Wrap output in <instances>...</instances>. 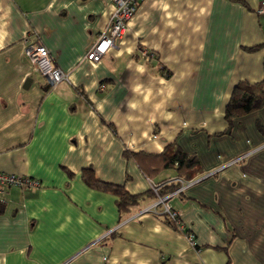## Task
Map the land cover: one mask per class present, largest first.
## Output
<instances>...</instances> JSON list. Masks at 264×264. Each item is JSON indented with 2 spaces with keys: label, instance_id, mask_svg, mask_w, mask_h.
Masks as SVG:
<instances>
[{
  "label": "crops",
  "instance_id": "0c3cea01",
  "mask_svg": "<svg viewBox=\"0 0 264 264\" xmlns=\"http://www.w3.org/2000/svg\"><path fill=\"white\" fill-rule=\"evenodd\" d=\"M113 2L0 0V171L40 184L5 189L0 264H264V106L222 133L234 85L264 87V0H142L91 62ZM37 42L68 81L32 68ZM172 144L203 177L167 200L178 224L148 193ZM84 169L144 195L119 211Z\"/></svg>",
  "mask_w": 264,
  "mask_h": 264
},
{
  "label": "built area",
  "instance_id": "2783aa9c",
  "mask_svg": "<svg viewBox=\"0 0 264 264\" xmlns=\"http://www.w3.org/2000/svg\"><path fill=\"white\" fill-rule=\"evenodd\" d=\"M142 0H114L113 11L110 15L109 21L105 29L100 33L97 40L91 45L85 55V59L91 62H98L108 52V50L115 46V43L123 36L129 19L134 14ZM263 4V3H262ZM263 12L261 6L258 13ZM24 55L29 60L32 68L43 76L49 86H55L61 82L68 81V74L62 71L53 61L48 49L41 43H26L24 49ZM144 57L149 59L151 54L144 53ZM203 178V177H202ZM202 178H196L194 180L184 181L176 177V180L166 181L162 183L152 184L151 190L156 196V201L153 206L161 204L162 214L167 215V218L171 221L179 223L178 210H174L171 204L167 201L173 194L178 193L179 190H174L166 195H160V188L171 182H183V187L192 185L193 183L201 180ZM39 181L27 176L17 175L14 173H4L0 171V203H4L3 193L6 188L15 186L21 189H29L39 186ZM188 239L192 243L193 234H187Z\"/></svg>",
  "mask_w": 264,
  "mask_h": 264
},
{
  "label": "trees",
  "instance_id": "16d2710c",
  "mask_svg": "<svg viewBox=\"0 0 264 264\" xmlns=\"http://www.w3.org/2000/svg\"><path fill=\"white\" fill-rule=\"evenodd\" d=\"M262 45L244 48L246 51L252 52L261 48ZM264 106V87L263 82L249 83L247 81L237 82L231 92V95L224 107L223 118L227 124L223 134H229L234 123V119L242 117L246 114L261 109ZM259 126V125H258ZM131 155L126 152V155ZM135 156V154L133 155ZM165 166L174 167L178 171L177 178L182 180H190L193 173L198 170V160L195 155H188L181 151L176 145H170L166 151L162 153ZM84 182L92 188L102 191H110L117 197L116 205L119 211H125L128 207L136 204L144 194H129L122 186L111 184L96 179L90 169H84L82 172ZM179 187V183L171 182L163 185L159 193L166 195ZM149 194L152 193L150 189ZM154 194V193H153ZM167 220V218H165ZM169 223H171L168 220Z\"/></svg>",
  "mask_w": 264,
  "mask_h": 264
},
{
  "label": "rangeland",
  "instance_id": "374dc122",
  "mask_svg": "<svg viewBox=\"0 0 264 264\" xmlns=\"http://www.w3.org/2000/svg\"><path fill=\"white\" fill-rule=\"evenodd\" d=\"M257 127V126H256Z\"/></svg>",
  "mask_w": 264,
  "mask_h": 264
}]
</instances>
